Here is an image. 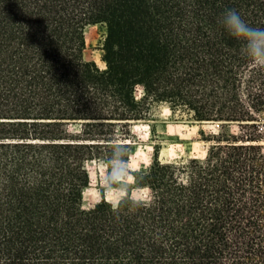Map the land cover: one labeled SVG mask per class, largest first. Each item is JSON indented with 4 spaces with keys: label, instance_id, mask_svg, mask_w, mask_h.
<instances>
[{
    "label": "trees",
    "instance_id": "obj_1",
    "mask_svg": "<svg viewBox=\"0 0 264 264\" xmlns=\"http://www.w3.org/2000/svg\"><path fill=\"white\" fill-rule=\"evenodd\" d=\"M226 9L264 27V0H0V264H264V66ZM160 107L215 127L204 157L154 145L116 205L83 208L88 165H127Z\"/></svg>",
    "mask_w": 264,
    "mask_h": 264
},
{
    "label": "rangeland",
    "instance_id": "obj_2",
    "mask_svg": "<svg viewBox=\"0 0 264 264\" xmlns=\"http://www.w3.org/2000/svg\"><path fill=\"white\" fill-rule=\"evenodd\" d=\"M104 35L103 25L89 26L85 31L84 57L94 61L99 68L104 67L100 49ZM151 119L132 125L134 146L127 165L117 168L102 162L88 165L90 183L84 190L83 208H91L101 199L116 205L129 192L133 184L132 173L149 166L154 145H160L159 159L162 162L204 157L208 144L201 140L200 131L207 135L215 131V127L175 120L170 118L169 111L163 107L157 109ZM130 193L133 197L145 194L136 189H131Z\"/></svg>",
    "mask_w": 264,
    "mask_h": 264
},
{
    "label": "clouds",
    "instance_id": "obj_3",
    "mask_svg": "<svg viewBox=\"0 0 264 264\" xmlns=\"http://www.w3.org/2000/svg\"><path fill=\"white\" fill-rule=\"evenodd\" d=\"M218 23L250 62L264 66V27L252 26L235 9L224 10Z\"/></svg>",
    "mask_w": 264,
    "mask_h": 264
}]
</instances>
